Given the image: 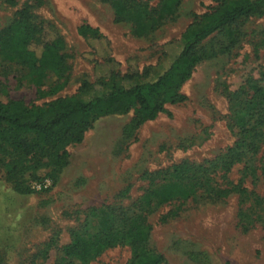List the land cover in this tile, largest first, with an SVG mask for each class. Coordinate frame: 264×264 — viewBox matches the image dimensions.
I'll return each mask as SVG.
<instances>
[{"label":"rangeland","instance_id":"obj_1","mask_svg":"<svg viewBox=\"0 0 264 264\" xmlns=\"http://www.w3.org/2000/svg\"><path fill=\"white\" fill-rule=\"evenodd\" d=\"M136 1L153 9L161 0ZM26 5L45 22L51 37L63 40L67 72L62 89L49 94L48 87L20 84L23 71L0 63V102L42 107L76 95L82 82L94 85L111 72L121 76L135 72L141 81L154 80L178 53V41L193 16L217 3L179 0L171 19L152 34L136 38L130 23L115 22L110 0H0V28ZM82 25L98 30L101 38L79 36ZM202 46L210 56L196 65L182 87L184 103L166 105L165 112L137 127L132 113L98 120L79 144L66 148V164L54 184L50 166L9 180L5 168L9 158L0 156V264H57L89 209H129L149 186L145 174L183 162H210L233 145L237 133L232 128L233 106L250 100L252 85L264 86V14L238 21ZM241 171L242 165L232 167L228 181L236 183ZM15 181L26 183V192H17ZM246 186L256 195L264 194L262 180L253 186L249 180ZM237 213V196L213 199L202 192L185 202L154 206L147 214V247L163 257V264H264V221L247 220L249 228L244 231ZM50 240L53 246L43 260L39 254ZM129 257L128 248L116 247L90 264H126Z\"/></svg>","mask_w":264,"mask_h":264},{"label":"trees","instance_id":"obj_2","mask_svg":"<svg viewBox=\"0 0 264 264\" xmlns=\"http://www.w3.org/2000/svg\"><path fill=\"white\" fill-rule=\"evenodd\" d=\"M215 2V8L193 16V22L178 41V53L154 80L141 81L135 72L123 76L111 72L94 85L82 82L76 95L42 107H28L21 101L0 102V156L9 158L5 164L8 179L50 166L53 183L66 164V148L79 144L98 120L132 113L137 127L165 112L166 105L184 103L182 87L196 65L210 56L203 41L240 20L264 14V0ZM10 4L15 5L14 1ZM110 4L115 22L130 23L132 36L140 38L171 19L179 0H161L158 8L153 9L136 0H110ZM46 30L45 22L32 14L30 6L17 10L12 22L0 28V63L23 71L20 84L48 87L49 94H55L62 89L67 72L62 54L64 42L58 36L51 37ZM77 33L87 39L101 38L98 30L86 25L80 26ZM123 82L135 84L121 87ZM250 90V100L232 108L236 139L221 157L202 164L183 162L162 172L145 174L149 186L129 209H89L81 229L73 232L71 242L62 248L57 264H90L116 247L128 248L130 257L126 264H163V257L147 247V214L154 206L185 202L199 192L213 199L237 196V219L244 231L249 228L247 220L264 221V216H260L264 213V194L256 195L246 186L249 180L252 186L259 180L264 184V86L252 85ZM235 165H242V171L238 181L232 183L227 176ZM25 184L15 181L16 191L26 192ZM248 202L250 205L245 208ZM53 242L50 240L44 246L39 254L41 259H47Z\"/></svg>","mask_w":264,"mask_h":264},{"label":"built area","instance_id":"obj_3","mask_svg":"<svg viewBox=\"0 0 264 264\" xmlns=\"http://www.w3.org/2000/svg\"><path fill=\"white\" fill-rule=\"evenodd\" d=\"M42 184H44V186H48V184H49V182L48 181H45L44 183H42ZM38 187V190L40 189V186H37Z\"/></svg>","mask_w":264,"mask_h":264}]
</instances>
